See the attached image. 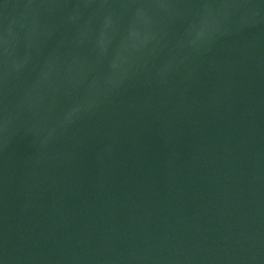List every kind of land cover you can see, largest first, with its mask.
<instances>
[{"label": "water", "instance_id": "1", "mask_svg": "<svg viewBox=\"0 0 264 264\" xmlns=\"http://www.w3.org/2000/svg\"><path fill=\"white\" fill-rule=\"evenodd\" d=\"M0 264H264V0H0Z\"/></svg>", "mask_w": 264, "mask_h": 264}]
</instances>
